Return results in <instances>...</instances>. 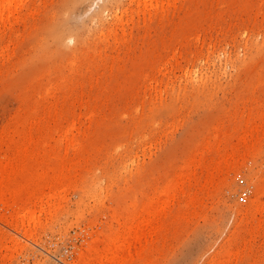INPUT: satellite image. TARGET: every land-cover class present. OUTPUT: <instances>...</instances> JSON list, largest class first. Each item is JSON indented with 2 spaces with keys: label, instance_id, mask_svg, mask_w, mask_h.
Listing matches in <instances>:
<instances>
[{
  "label": "rangeland",
  "instance_id": "obj_1",
  "mask_svg": "<svg viewBox=\"0 0 264 264\" xmlns=\"http://www.w3.org/2000/svg\"><path fill=\"white\" fill-rule=\"evenodd\" d=\"M16 1L21 16L0 17V138L2 142L16 139L13 124L28 117L40 123L41 128L34 126L33 131L47 127L43 131L48 129L53 136L48 134L36 152L38 160L32 161L38 164L45 159L41 169H47L48 176L37 182L36 195L55 187L50 193H57L61 200L58 212L42 219L44 223L30 234V228L17 225L13 210L0 198V264H77L81 251L85 258L108 243L109 231L118 230L124 222L133 228L138 220L140 226L145 215H136L141 207L176 175L175 182L181 181L189 173L188 160H196L199 149L204 165L194 166L189 173L196 174L199 185L191 180L190 189L187 185L167 195L173 198L165 201L172 211H166V203L167 213L163 207L158 209L167 218L159 216L161 223L151 225L155 231L160 228L157 233L149 231V224L148 235L140 227L145 230L143 237L141 229L134 227L143 238L134 231L131 235L138 236L143 246L130 235L137 245L129 241L133 245L127 247L129 255L134 248L135 254L126 261L264 264V214L252 211L246 217L240 211L247 203L264 201L259 194L264 186V118L255 120L264 113V0ZM103 3L107 10L100 24L91 15ZM113 14L116 18L110 24ZM56 37L64 39L55 41ZM50 84L54 94L42 98L40 92ZM37 105L39 112L34 113ZM50 117L56 120L48 122ZM245 122L261 125L256 128L261 132L252 133L255 127ZM72 124L73 144L65 149L58 143L59 134ZM216 133L222 137L216 138ZM244 134L254 139L242 145L239 138ZM223 135L228 138L225 147L241 142L249 147H244L247 152L239 144L238 152L231 148L228 154H236L233 162V154L229 157L228 148L223 147ZM206 141L211 148L205 151ZM218 147L219 154L214 151V155L212 149ZM53 151L64 164L54 160ZM222 152L229 158V167L221 163L224 167L220 165L214 182L199 190L212 172V167L205 166L210 159L221 155L226 161ZM56 169H63L62 180L48 182ZM189 190L194 191L192 195L198 192L197 204L183 206ZM128 204L132 205L126 211ZM115 210L135 222L125 218L120 219L123 223L112 222ZM250 218L255 221L252 225ZM256 218L261 219L259 224ZM94 234L100 235L97 242ZM92 239L96 245L104 241L92 250L96 246Z\"/></svg>",
  "mask_w": 264,
  "mask_h": 264
},
{
  "label": "bare ground",
  "instance_id": "obj_2",
  "mask_svg": "<svg viewBox=\"0 0 264 264\" xmlns=\"http://www.w3.org/2000/svg\"><path fill=\"white\" fill-rule=\"evenodd\" d=\"M24 1V0H23ZM28 1V0H27ZM66 1H68V0H66ZM72 1V0H71ZM76 1V0H75ZM74 1V3H76ZM111 1V0H110ZM170 1V0H169ZM173 1V0H172ZM77 2H79L78 0H77ZM107 2V1H106ZM116 2H118L117 0H116ZM112 3H113V1H112ZM26 4V3H25ZM24 4V5H25ZM65 4V3H64ZM107 4H108V2H107ZM115 4V3H114ZM16 5L18 6V3H17V1L16 0H0V17L2 16L3 17V15H6V17H8V16H10V15H13V14H15V13H18V11L16 10ZM70 5H71V3H70ZM109 5H111V4H109ZM162 5V4H161ZM167 5V4H166ZM165 5V6H166ZM168 5H170L169 3H168ZM167 5V6H168ZM27 6V5H26ZM25 6V7H26ZM32 6V5H31ZM67 6H68V4H67ZM75 6V5H74ZM113 6V5H112ZM24 7V8H25ZM66 7V6H65ZM161 7V6H160ZM170 7V6H169ZM64 8V6H62V9ZM68 7H66V9H67ZM70 8V7H69ZM33 9V8H32ZM31 9V10H32ZM65 9V8H64ZM63 9V10H64ZM73 8H71V10H72ZM27 10V9H26ZM69 10L70 9H68L67 11H68V13H69ZM105 10H107L106 9V6H105V3H103V4H101V5H99L98 6V10L93 14V15H91V18H93V19H95L96 21H98L100 24H102V22H101V19H102V14L105 12ZM34 11V10H33ZM66 11V10H65ZM67 11H66V14H67ZM26 12H28V10L27 11H25V13ZM161 12H162V9H161ZM20 13V12H19ZM18 13V14H19ZM22 14V13H21ZM31 14H32V12H31ZM20 15V14H19ZM24 15V14H23ZM69 15V14H68ZM68 15H65V16H68ZM18 16V15H17ZM21 16V15H20ZM19 16V17H20ZM32 16V15H31ZM60 16V15H59ZM12 17V16H11ZM10 17V18H11ZM14 17V16H13ZM17 18V17H16ZM67 18V17H66ZM65 17H64V20L66 19ZM115 18H116V16H115V14H113L112 16H111V23L110 24H112L113 23V21L115 20ZM7 19V18H6ZM9 19V18H8ZM13 19H15V18H13ZM10 20V19H9ZM67 20V19H66ZM104 20V19H103ZM1 21V20H0ZM92 21V20H91ZM13 22V21H12ZM59 22V21H58ZM63 21H61V23H62ZM97 22V23H98ZM61 23H59L60 25H64V24H61ZM67 23V22H66ZM54 24H55V21H54ZM56 25V24H55ZM53 26L54 27V29H55V27L57 28V26ZM12 26V25H11ZM66 25H64V27H65ZM60 28H61V26H59ZM64 27H62V28H64ZM67 27V26H66ZM65 27V28H66ZM9 28V27H8ZM61 28V29H62ZM64 28V29H65ZM59 29V28H58ZM69 29V28H68ZM67 29V30H68ZM91 30V29H90ZM110 30L112 31V28H111V26H110ZM0 31H2V30H0ZM54 31V30H53ZM52 31V32H53ZM57 31V30H56ZM62 31V30H61ZM59 32V33H63L64 31H62V32ZM58 32V31H57ZM70 32V31H69ZM68 31H67V33H69ZM59 33H57L58 35H60L61 36V34H59ZM65 33V32H64ZM72 33V32H71ZM69 34V35H72V34ZM75 33V32H74ZM91 33V32H90ZM89 33V34H90ZM95 33V32H94ZM55 33L53 32V35H54ZM75 34H77V33H75ZM80 34V33H79ZM82 34V33H81ZM105 34H107V31L106 32H101L100 33V35L102 36V35H105ZM122 34H123V32H122ZM57 35V36H58ZM63 36H65L64 34H62ZM124 35V34H123ZM127 35V34H126ZM59 36V37H60ZM73 36V35H72ZM71 36V37H72ZM75 36V35H74ZM52 37H54V36H52ZM59 37H56V39H55V41L58 39L59 40ZM76 37V36H75ZM67 38V37H66ZM84 38V37H83ZM64 39V38H63ZM62 39V40H63ZM80 39V38H79ZM11 40V39H10ZM10 40H8V41H10ZM61 39L59 40V41H62ZM69 40L70 41H72L73 39L72 38H69ZM75 41H77L76 39H74ZM115 40H117V38H115L114 39V41ZM1 41V40H0ZM7 41V40H6ZM81 41V40H80ZM121 41V40H120ZM64 42V41H63ZM78 42V41H77ZM84 42H85V40H84ZM118 42V41H117ZM8 43V42H7ZM15 43V42H14ZM13 43V44H14ZM56 43V42H55ZM119 43V42H118ZM76 44V43H75ZM110 44V43H109ZM112 44H113V42H112ZM121 44V43H120ZM16 45V44H15ZM62 45H63V43H62ZM117 45H119V44H117ZM5 45H3V47H4ZM6 46H7V44H6ZM64 46V45H63ZM62 46V47H63ZM79 46V45H78ZM2 47V48H3ZM126 47V46H125ZM5 48V47H4ZM15 48V47H14ZM113 48V47H112ZM75 50H77V48L75 49ZM77 52V51H76ZM13 54V53H12ZM76 56V55H75ZM74 59V58H73ZM74 61V60H73ZM76 62V61H75ZM71 63V62H70ZM73 64V63H72ZM74 67V66H73ZM50 71V70H49ZM50 73V72H49ZM32 78V77H31ZM36 81V80H35ZM51 83V82H50ZM203 85V84H202ZM53 86H54V84H50V85H48V86H46L45 88H44V90L43 91H39L40 92V94L39 95H41V97L42 98H45V97H47V96H49V95H52V94H54V93H52L51 94V92H52V88H53ZM55 88V87H54ZM21 95V94H20ZM37 95V94H36ZM21 99V98H20ZM37 103H40V102H37ZM44 104V103H43ZM41 105H42V103H41ZM40 105V106H41ZM44 105H42V107H43ZM88 106V105H87ZM89 107V106H88ZM259 107H262V106H259ZM35 109H34V113H36V111H38L39 112V110H38V105H37V107H34ZM39 109H40V107H39ZM86 109V108H85ZM89 109L90 108H87V110L89 111ZM256 109V108H255ZM250 110V109H249ZM91 112V111H90ZM256 113H257V111H256ZM261 113H262V115H261ZM87 114V113H86ZM259 114V113H258ZM88 115H89V113H88ZM91 115V114H90ZM260 117L258 116V117H256V119L255 120H259L260 118L263 120V118H264V113L263 112H260ZM263 116V117H262ZM31 117H28V118H26L24 121H21L20 123H17L16 124V126H15V124H13L14 125V130H15V132H16V134H17V137L15 136V138L16 139H14V136H13V134L11 135V136H13V138H11V137H9L10 138V140L9 141H7V142H4V141H6V140H4L3 142H2V140L3 139H1L0 138V145H2L3 143H5L4 145H5V151L4 150H2L1 148L2 147H0V198L3 200V199H5V202H6V204H7V206L9 205V207L11 208V210H13L12 212L14 213L13 215L14 216H16L17 217V225L18 226H20V227H22V228H30L29 229V231H30V234L32 233V229H35L37 226H40L41 225V223L43 224L44 222H42V219L44 220V219H50V218H52V216L53 215H55V213L56 212H58L57 210L60 208L59 207V202L58 201H60L61 199H59L58 200V197H59V195L57 194V193H50V192H52V191H54L53 190V188H55V187H52V189H50L49 187V189H48V191H49V193L47 192L46 194H44L43 192L40 194L39 193V195L37 194L36 195V192H37V189H35V187L37 186V182H44V180L46 181V179H47V177L48 176H46L47 174H45V173H47V172H45V170L47 171V169H45L44 170V168L43 169H41L43 166L42 165H44L43 163H45L44 161H45V159H44V161H43V158L41 159V160H39L37 163L38 164H36V163H32V161H33V159L35 158V160L37 161L38 159H36V157H38L39 155H36L38 152H39V147L41 146V145H43V143H44V141H45V139L47 138V136H48V134H51L52 135V133H48V129H47V131L45 130V131H43L45 128H47L46 126H45V128H43V130L42 129H38V130H34L33 131V129L36 127V126H38V127H36V129L37 128H41V127H39V125H40V123H38V121H35V119H34V117L32 118V119H30ZM55 121L56 119H53V117L51 118L50 117V120L48 121V122H50V121ZM257 122H259V121H257ZM260 122H263V121H260ZM259 122V123H260ZM245 123H247V122H245ZM253 123H255V122H251V123H247L246 124V126H248L249 125V127H255V129L254 128H252V129H254V130H252V129H249V127H248V129L249 130H252V133L254 132V131H256V130H258V129H256V128H259V127H261V125L258 123V126L259 127H256L255 125H257L256 123H255V125L253 124ZM261 124H263L264 125V123H261ZM251 125H254V126H251ZM262 125V126H263ZM35 126V127H34ZM47 126H48V123H47ZM245 126V127H246ZM50 127V126H49ZM72 127H74L73 126V124L70 126V128H68V129H66V130H64L63 132H61V134H59V144H62V145H64L65 146V149H67V147L69 146V145H72L73 143V141H70V136H71V134H72V130L74 129H71ZM262 128V127H261ZM261 128H260V130H261ZM264 128V127H263ZM28 130V129H30V130H28L27 132L28 133H25L26 131L25 130ZM53 129H55V128H53ZM52 129V130H53ZM51 130V131H52ZM56 130V129H55ZM248 130V131H249ZM215 131V130H214ZM213 131V133H215ZM217 131V130H216ZM259 131V130H258ZM50 132V131H49ZM57 132V131H56ZM259 132H261V131H259ZM262 132H263V130H262ZM212 133V135H214ZM234 133H236V135L235 136H238L239 134H238V132L237 131H234ZM251 133V131L249 132V134ZM255 133H257V132H255ZM246 134V133H245ZM245 134L244 135H242L243 137H242V139H241V137L239 138V141H241L242 140V145L243 144H246V143H248V142H246L248 139L247 138H249V137H246L247 135H249V134H247L246 136H245ZM220 134H218V133H216V138H218V136H219ZM222 135V134H221ZM220 135V137H222ZM256 136L258 135V133L257 134H255ZM53 136V135H52ZM226 136V135H225ZM241 136V135H240ZM245 136V137H244ZM250 136H252L253 137V134H250ZM214 137V136H213ZM213 138V140L215 141V139L216 138ZM255 137V136H254ZM223 138L225 139V141H224V139L222 140L223 141V143L222 142H220L221 140H220V138H219V140H218V143L220 142V143H222L223 144V147H225V142H226V140L228 139H226L225 137H224V135H223ZM204 139V138H203ZM237 139V138H236ZM250 139H252L251 137H250ZM249 139V140H250ZM254 139V138H253ZM252 139V140H253ZM58 140V139H57ZM57 140H55V141H57ZM210 140H212L211 139V137H210ZM248 140V141H249ZM251 140V141H252ZM256 140V139H255ZM254 140V141H255ZM202 141V140H201ZM217 141V140H216ZM212 142L211 144L214 146V144L216 145L217 144V142ZM237 141H238V139H237ZM236 141V142H237ZM243 141H244V143H243ZM206 142H207V144H206ZM206 142H204V144L205 145H207L208 146V144H209V148H207L205 145L203 146V147H206V148H204V150L206 151V150H209L211 147V144H210V142L208 143V141H206ZM79 142H77V144H78ZM219 143V144H220ZM239 143H241V142H238V144ZM250 143V142H249ZM253 143V142H252ZM48 144V143H47ZM46 144V145H47ZM217 145V146H220V145ZM238 144L237 143H235V147H237V148H235L234 146H233V148H234V153H236V151L238 152V147L240 148V146H241V148L243 149L244 147H242V145L241 144H239L240 146H238ZM251 144V143H250ZM201 145V144H200ZM234 145V144H233ZM252 146H253V148H254V144H251ZM212 146V148H214ZM247 146H249V144L247 145ZM60 147V146H59ZM221 147V146H220ZM229 147H231L232 148V145L231 146H229ZM200 148V147H199ZM226 148H228V146H226L225 147V149ZM231 148H228V150H226L227 151V155L230 157V155H232L233 154V156L232 157H230L231 159H235V156L234 155H236V154H234V153H232V154H230L232 151L230 150ZM232 148V149H233ZM245 148H247V147H245ZM245 148H244V150H245ZM249 148V147H248ZM248 148H247V150H248ZM196 149H198V148H196ZM215 149V148H214ZM214 149H212L213 150V153H214V155H215V152L214 151H219V149H221V148H216L217 150H214ZM251 149V148H250ZM211 150V151H212ZM224 150V149H223ZM230 150V153L228 154V151ZM4 151V152H3ZM211 151H209V152H211ZM240 151H241V149H240ZM246 151V150H245ZM253 151V149L251 150V152ZM37 152V153H36ZM58 152H59V150H58ZM201 152H203V151H201V149H199V151H197V153H195V154H197V158H196V160L194 159V161H193V158L192 159H190V160H188L189 162L187 163L188 164V166H186V170H189V173H191V169H195V167H196V165H198V166H203L204 165V163L202 162L203 160V156H202V153ZM208 152V151H207ZM208 152V153H209ZM241 152H243V151H241ZM240 152V153H241ZM247 152V151H246ZM245 152V153H246ZM56 152H52V154L51 155H53V158H54V160L56 159L57 160V162L58 163H61V164H64L63 163V159H61V158H59L58 156H56V154H55ZM194 153V152H193ZM218 154H219V152H217ZM220 153H221V151H220ZM223 153V152H222ZM224 153H225V151H224ZM224 153L222 154V155H224ZM245 153L243 154V155H245ZM43 154V153H42ZM247 154H249V152L247 153ZM35 155H36V157H35ZM191 155V154H190ZM227 155H224V158H225V156H227ZM238 155H240L239 153L237 154V156ZM242 155V154H241ZM240 155V156H241ZM206 156V155H205ZM218 156V155H217ZM227 156V157H228ZM248 156V155H247ZM190 157V156H189ZM193 157V156H192ZM226 157V158H227ZM239 157V156H238ZM238 157H236V158H238ZM211 158V157H210ZM226 158L224 159V160H226ZM244 158V157H243ZM51 159V158H50ZM206 159V158H205ZM212 159V158H211ZM211 159H210V161H209V163L207 164V165H205L206 167H212V172L211 173H209L206 177H205V179L203 180L204 181V183L202 184V186H201V184H200V186H201V189L199 188V190H204V185L207 183V185H208V183L209 182H214V179L216 178L215 176H216V174H217V172H219V170H220V165H221V163L223 164V163H226L227 164V167H229L228 165H229V163H228V160H229V158H228V160H226V161H223V156H221V155H219V157H217V159H215V160H213V161H211ZM213 159H214V156H213ZM234 159H233V162H234ZM239 159H242L241 157H239ZM34 160V161H35ZM237 160V159H236ZM235 160V161H236ZM35 161V162H36ZM51 161V160H50ZM223 161V162H222ZM231 161V160H230ZM238 161V160H237ZM54 162V161H53ZM56 162V161H55ZM232 162V161H231ZM230 162V163H231ZM232 162V163H233ZM58 163H57V165H58ZM226 164H223L224 166L226 165ZM223 165H221V166H223ZM231 165V164H230ZM195 166V167H194ZM197 166V167H198ZM204 166V167H205ZM223 166V167H224ZM196 167V168H197ZM218 167H219V169H218ZM231 168L233 167V164L230 166ZM49 168V167H48ZM51 168V167H50ZM49 168V169H50ZM187 168H189V169H187ZM41 169V170H40ZM55 169V168H54ZM194 169L192 170V171H194ZM40 170V171H39ZM42 170H44V171H42ZM57 170V169H56ZM56 170H54V171H56ZM49 171V170H48ZM173 171V170H172ZM174 172H176V170H174ZM56 173V174H55ZM54 174H53V176L49 179V180H47L48 182L50 181V180H52V182L53 183H55V181L58 179H61L63 176H64V171H63V169L62 170H60V169H58L57 170V172H55ZM171 173V172H170ZM188 173V172H187ZM186 174L184 177H183V179L181 180V181H179V182H175V179H177V176L178 175H176L175 176V178L173 179V180H171V181H168L167 182V184L162 188V190H161V192L158 194V195H154V196H152L150 199H149V201L147 202V203H145L142 207H141V209H140V211L137 213V211H136V213H137V217H140L141 215L142 216H144L142 219L144 220H141V218H140V220L142 221V223H140V226H138L137 225V221L135 222L134 221V219L136 220L137 219V217L135 216V210L133 209V214L132 215H134L133 217H135L134 219H132L133 217H131L130 216V219H129V217L128 218H125L124 216H123V213L121 212V211H116V212H114V215H111L110 217L112 218V222H119V220L120 219H122V218H125V219H128V220H133L135 223L134 224H136V225H133V228H132V225H130L129 224V227H128V225L126 226L125 224V222L123 223V222H121L122 220H120V222L121 223H123L122 225H121V227L119 226V228H118V230H116V231H109L110 233L109 234H107L108 235V243L107 244H103V242H102V246H100V242L103 240V239H100L99 241H98V246H100V248L96 245V238H97V236L99 237L100 235H98V234H94L95 236H93V237H95V241L96 242H94V240H93V244L92 245H96V246H93V248H91L92 250L94 249V247H98L97 249H94L91 253H90V249L89 250H87V249H85L86 251H88V253H90L88 256H86V257H88L87 259H86V257L84 258L82 255H83V253H85V251L84 252H82L81 251V254H78V256H79V263H78V261L76 262L77 264H125L126 262H129L130 260H131V258H130V260L128 259L127 261H126V258L129 256H133L134 254H135V251H134V249H131V250H133V252H134V254H132V251H131V255H129V250H128V248L130 247V245H131V248L133 247V245H132V243H134L135 245H137L135 242V238H137L136 240H138V236L140 237V239L141 238H143V237H145V235L147 234H150V232L149 231H155L154 230V228H153V226H154V224L156 223V226H157V221H158V218H159V216H165L166 215V211H169V209H170V207H168V204L167 203H170V201L171 200H169V198L171 197H167V195L169 196L170 195V193L171 192H173V191H177V190H181V189H184L187 185H189L187 188L188 189H190L189 187H190V181L191 180H196L195 182L197 183L199 180H198V178H194V176L196 175V174H194L193 172V174ZM172 174V173H171ZM176 174V173H175ZM181 174V173H180ZM179 174V175H180ZM170 175V174H169ZM173 175V174H172ZM171 176V175H170ZM172 177V176H171ZM170 177V178H171ZM201 179V178H200ZM57 180V181H58ZM62 180V179H61ZM157 180V179H156ZM60 181V180H59ZM172 181H174V183L172 182ZM157 181H155V183H156ZM194 182V181H193ZM47 183V182H46ZM52 183V184H53ZM57 183V182H56ZM55 183V184H56ZM43 183H41V185H42ZM198 185H199V183H197ZM214 183H210L209 185H213ZM47 185V184H46ZM54 185V184H53ZM52 186V185H51ZM56 186V185H55ZM38 187V186H37ZM197 187V186H196ZM205 187H207L206 185H205ZM45 188V187H44ZM47 188V187H46ZM203 188V189H202ZM186 189V188H185ZM193 189V188H192ZM198 190V189H197ZM42 191V190H41ZM44 191V190H43ZM196 192V191H195ZM200 192V191H199ZM60 193V192H59ZM193 193H194V191H193ZM192 192H190V190H189V195L186 197V199H185V201H184V204H183V206H188V205H191V204H194L193 202L195 201V204H197V199H195V196L197 195V193H196V195H192L193 194ZM195 194V193H194ZM209 194V193H208ZM259 194L260 195H263L264 196V186L261 188L260 187V192H259ZM165 196L168 198H166L165 199ZM263 196H260V197H263ZM60 198V197H59ZM196 198H197V196H196ZM201 198V197H200ZM205 198V197H204ZM163 199H164V201H163ZM170 199H172L173 200V198L171 197ZM203 199V198H202ZM166 200H168L167 201V203L165 202ZM58 202V203H57ZM264 202V201H263ZM254 203V204H256L255 205V207L253 206V208H252V206L250 207V205H252L253 204V202L251 203L250 202V204L249 203H247V204H249V205H244V207H242V208H240L241 210L240 211H244L245 212V214H241V215H245L246 216V214H248L249 212H252V211H254V212H257V213H259L262 217H263V215L262 214H264V203ZM133 203H135L134 201H133ZM166 203V204H165ZM199 203V202H198ZM163 204H165L164 206H165V209H166V211L164 210V207H163ZM172 204V203H171ZM253 204V205H254ZM123 205V204H122ZM132 205V204H131ZM131 205H127V208H125V210L127 211V209H129L130 208V206ZM134 206L136 205V203L135 204H133ZM140 205V204H139ZM243 205V204H242ZM37 206V208L39 207V209L38 210H35V207ZM193 206V205H192ZM120 207V206H119ZM122 207V206H121ZM161 207H163V209L162 210H164V212H166V213H164V214H162V212L161 211H159V210H161ZM123 208L124 207H122V209L121 210H123ZM136 208H137V206H136ZM116 209V208H115ZM119 209V208H118ZM117 209V210H118ZM159 209V210H158ZM171 210V209H170ZM126 211H124V213L126 212ZM130 211V210H129ZM172 211V210H171ZM11 212V213H12ZM161 212V213H160ZM248 212V213H247ZM253 212V213H254ZM132 212L130 211V214H131ZM252 213V214H253ZM127 214H128V212H127ZM169 214V213H168ZM255 214V213H254ZM125 215V214H124ZM129 216V215H128ZM169 216H171V215H169ZM249 216H251V213L250 214H248V216H246V217H249ZM166 217V216H165ZM165 217H163V218H165ZM145 218V219H144ZM167 218V217H166ZM169 218V217H168ZM253 218V217H252ZM139 219V218H138ZM161 219V218H160ZM160 219H159V221L158 222H160L161 223V221H160ZM175 219V218H174ZM240 219H242V216H241V218ZM45 220V221H46ZM131 220V221H132ZM251 220H253V219H251L250 218V221ZM255 220V219H254ZM256 220H257V224H259L260 223V220L258 221V219L256 218ZM111 221V219H109V222ZM131 221H129L130 223H131ZM132 221V222H133ZM140 221V222H141ZM247 221H249V220H246V222ZM108 222V223H109ZM115 222V223H116ZM144 222V223H143ZM154 222V223H153ZM243 222V221H242ZM259 222V223H258ZM121 223H117L118 225H120ZM138 223H139V221H138ZM250 223V222H249ZM255 223V221L252 223V221H251V225L252 224H254ZM113 224V223H112ZM111 224V225H112ZM142 224H143V226H142ZM150 224V227H149V231H148V228H147V225H149ZM153 224V226H152V228H151V225ZM161 225V224H160ZM114 226V225H113ZM136 226V227H135ZM255 226V225H254ZM256 226H258V225H256ZM134 227L135 228H140V227H144L145 228V230L147 231V232H149V233H146V234H144V233H142V232H144L145 230L143 229V231H142V229L140 230V231H138V229H135L134 230ZM155 227V226H154ZM253 227V226H252ZM151 228V229H150ZM107 229H108V227H107ZM156 229V228H155ZM158 229H160V228H158ZM157 229V230H158ZM254 229V228H253ZM156 230V231H157ZM169 230V229H168ZM132 231H134V233L133 234H137L138 236L136 237V235H134V236H132L131 234H132ZM151 231V232H152ZM155 231V233H157ZM254 231V230H253ZM252 231V229H251V231L250 232H253ZM107 232V231H106ZM138 232H140V233H142V234H140V233H138ZM103 233V232H102ZM105 233V232H104ZM29 234V235H30ZM153 234V233H152ZM151 234V235H152ZM250 234V237H252V235H251V233H249ZM90 235V234H89ZM97 235V236H96ZM132 237H131V236ZM150 235V236H151ZM255 235V234H254ZM101 236H102V234H101ZM104 236H105V234H104ZM103 236V237H104ZM143 236V237H142ZM90 237H91V235H90ZM92 237V238H93ZM130 237L131 238H133V240L135 241H133L132 239H130ZM99 238H97V240H98ZM130 239V240H129ZM143 240V239H142ZM104 241V240H103ZM129 241H133L132 243H130ZM138 243L140 242L139 240L137 241ZM140 244V246H143V245H141L142 243H139ZM89 245H90V242H89ZM92 245H90V246H92ZM129 246V247H128ZM128 247V248H127ZM137 250L139 249V248H136ZM136 250V252H138V251H140L141 252V250H143V248L141 249V247H140V250H138L137 251ZM229 251V250H228ZM139 252V253H140ZM87 253V252H86ZM138 253V254H139ZM137 254V253H136ZM131 256V257H132ZM128 257V258H129ZM84 259H86V260H84ZM126 261V262H125ZM216 262V261H215ZM214 261L212 262V264H216ZM219 263V262H218ZM229 263H231L232 264V262L230 261ZM228 263V264H229ZM75 264V263H74ZM127 264V263H126ZM129 264H130V262H129Z\"/></svg>",
  "mask_w": 264,
  "mask_h": 264
}]
</instances>
